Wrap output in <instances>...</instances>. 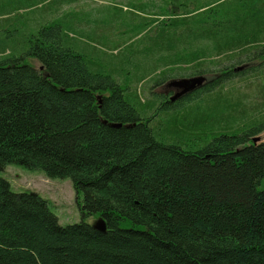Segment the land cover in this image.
<instances>
[{"label": "trees", "instance_id": "1", "mask_svg": "<svg viewBox=\"0 0 264 264\" xmlns=\"http://www.w3.org/2000/svg\"><path fill=\"white\" fill-rule=\"evenodd\" d=\"M161 2L141 7L143 26L178 31L166 51L93 59L66 44L57 18L0 46V172L69 178L81 213L62 225L47 199L0 176V264H264V140L253 141L264 131V0ZM199 76L174 97L152 89ZM236 81L255 93L228 97ZM137 85H152L148 96ZM200 130L212 134L202 145Z\"/></svg>", "mask_w": 264, "mask_h": 264}, {"label": "rangeland", "instance_id": "2", "mask_svg": "<svg viewBox=\"0 0 264 264\" xmlns=\"http://www.w3.org/2000/svg\"><path fill=\"white\" fill-rule=\"evenodd\" d=\"M55 1L61 0H0V46L16 45L23 40L29 32L31 21L41 25L54 18L62 22L67 45L83 52L87 57L104 62L123 59L134 49L166 51L168 39H176L178 34L169 20L157 21L149 28L143 26L147 21L146 14L143 13L147 8L141 7L143 0H74L62 9L53 7ZM161 1L150 0L153 4L156 3L151 8L156 10L157 6L162 5ZM10 9L14 10L6 15L4 12ZM9 35H12L11 38ZM136 57L139 55L133 56L129 61L130 67L132 62L137 61ZM142 58L146 66H155L156 72L162 70L161 62L154 63L152 57L146 54H142ZM28 62L35 68H40V63L35 58L28 59ZM137 86L141 89L144 98L148 96V88L152 85ZM226 86H231L227 95L234 99L242 95L243 89L253 95L257 87L239 81L234 82V85ZM189 87L190 85H176L169 81L165 85L153 86L152 89L158 93H170V96L174 97L189 90ZM195 133L193 138L201 145L203 139L207 141L212 139V134L208 131L200 130ZM258 137V141L264 140V131L258 134ZM0 176L9 182L14 191L31 190L47 199L50 210L57 216L60 224L81 220L76 192L69 178H48L41 171H31L14 164L7 165L0 172ZM259 188L264 189V178ZM85 221L91 225H98L100 222L97 215L90 216Z\"/></svg>", "mask_w": 264, "mask_h": 264}, {"label": "water", "instance_id": "3", "mask_svg": "<svg viewBox=\"0 0 264 264\" xmlns=\"http://www.w3.org/2000/svg\"><path fill=\"white\" fill-rule=\"evenodd\" d=\"M203 80H204V77L199 76V77H194V78H189V79H183V80L175 81L173 83L176 84V85H182V86L183 85H190L189 89H192L193 87H195L193 85H199V84H201L203 82ZM258 140H259L258 136L253 138L254 142H257ZM94 226H96V227H98L100 229H104V223L102 221H100L98 225H94Z\"/></svg>", "mask_w": 264, "mask_h": 264}, {"label": "crops", "instance_id": "4", "mask_svg": "<svg viewBox=\"0 0 264 264\" xmlns=\"http://www.w3.org/2000/svg\"><path fill=\"white\" fill-rule=\"evenodd\" d=\"M9 52V50H8V48L4 51V53H8Z\"/></svg>", "mask_w": 264, "mask_h": 264}]
</instances>
